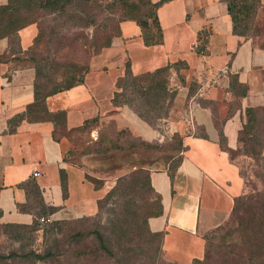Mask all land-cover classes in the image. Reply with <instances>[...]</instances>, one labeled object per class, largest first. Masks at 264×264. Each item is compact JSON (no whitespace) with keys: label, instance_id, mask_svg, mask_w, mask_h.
Here are the masks:
<instances>
[{"label":"crops","instance_id":"1","mask_svg":"<svg viewBox=\"0 0 264 264\" xmlns=\"http://www.w3.org/2000/svg\"><path fill=\"white\" fill-rule=\"evenodd\" d=\"M156 13L161 43L145 45L137 23L120 20L118 36L95 56L97 60L112 54L114 69L104 61L90 62L83 81L48 96L46 107L51 113L64 111L65 129L97 116L100 121L112 119L118 129L127 128L145 140L169 133L180 136L181 159L173 176L165 167L150 169V185L160 195L162 212L148 217L147 227L162 232L160 248L166 259L187 264L203 258L206 234L228 219L234 198L246 191L229 150L240 145L245 108L264 106V48L252 37L232 31L225 0H169ZM202 30L207 34L204 51L198 53L194 45ZM37 32V22H31L17 30L15 40L0 38L4 56L0 61V224H30L39 209L53 208L45 216L49 220L95 214L97 200L115 182L94 188L81 167L64 160L50 120H22L13 133L7 131L8 119L33 101L34 67L16 57L32 45ZM153 34L152 26L146 28V37ZM126 61L133 74L181 61L177 68H169L168 87L173 88L174 98L154 126L128 106L110 101ZM232 76L245 86L244 94L230 87ZM60 170L65 174V191ZM124 173L119 170L114 178Z\"/></svg>","mask_w":264,"mask_h":264},{"label":"rangeland","instance_id":"2","mask_svg":"<svg viewBox=\"0 0 264 264\" xmlns=\"http://www.w3.org/2000/svg\"><path fill=\"white\" fill-rule=\"evenodd\" d=\"M127 1L140 3L143 0ZM128 9L126 2L118 0H91L76 7L73 14L56 19L52 14L42 12L39 22L41 36L33 44L32 50L37 58L41 57L51 68L55 64L68 67L76 65L78 70H83L89 67L90 62L104 61L112 70L116 63L112 54H106L97 60L95 56L118 36V23ZM251 16L246 34L253 38L255 44L264 48V1L257 0ZM107 43L109 45H105ZM101 45L105 46L95 53L96 48ZM30 55V52L23 54L24 57ZM170 90L174 91L173 88ZM258 115L261 122L259 127L262 128L264 110H260ZM156 121L149 124L154 126ZM125 129L127 128L118 129L112 119L98 120L97 124L84 129L58 127L55 137L62 143L65 160L81 167L85 174L102 179L101 187L109 186L110 181L116 180L118 175L114 176L119 170L127 173L140 166L148 169L164 168L168 162L172 164L177 159L178 144L174 133L164 135L160 140H145L127 129L126 132L129 133L116 136L117 131ZM139 139L148 141L149 144L139 145L134 149H111L105 153L95 149L97 146L108 147L115 141L127 147L130 143H138ZM262 152L264 153L263 149ZM229 155L239 167L246 191L260 188L262 183L258 173L264 159L246 156L242 154L241 148L231 149ZM109 205H114V202L109 201L108 207ZM109 216L111 214L104 207L100 215L96 212L78 218L62 219L52 229L51 223H41L36 219L37 222L28 224L32 228H8L0 224V264H176L166 259L160 249L155 253L156 239H152L139 223L128 226L126 236L132 239L131 242L124 241V237L118 239L111 236L115 257L104 253L103 248H100L97 232L108 233L105 225ZM15 231L17 235L14 234ZM117 232L118 230L114 233ZM236 237V233L229 234L225 228L210 232L204 258L187 264H264L263 257L244 260V252ZM122 248L129 249L126 251L129 258L125 263L116 260ZM35 255H40V258Z\"/></svg>","mask_w":264,"mask_h":264},{"label":"trees","instance_id":"3","mask_svg":"<svg viewBox=\"0 0 264 264\" xmlns=\"http://www.w3.org/2000/svg\"><path fill=\"white\" fill-rule=\"evenodd\" d=\"M91 0H7L6 3L0 4V38L11 37L15 40L16 32L21 27L31 23L37 22L38 32L34 37L32 45L23 52V54L30 52L29 57L17 56L16 58L22 62H26L34 67L35 78L33 84V101L26 105L25 109L8 119V132L13 133L16 126L22 120L38 121L50 120L54 124L53 135L58 127L64 128V111L49 112L46 107V98L62 90L71 88L83 81L88 67L83 70H78L75 66H60L53 65L51 68L49 64L43 62V59L37 58L32 50L33 44L37 43L41 36L40 19L43 13L52 14L53 18L62 17L63 15H70L74 13L76 7L81 4L90 2ZM113 1V0H112ZM126 2L128 12L120 19H130L137 23L141 28L143 41L145 45H153L162 42V28L157 17V8L169 0H143L140 3H133V1L118 0ZM227 4L228 13L232 19V31L239 35H247L246 30L249 21L252 19V13L255 11V3L257 0H225ZM255 2V3H254ZM71 8V9H70ZM149 26L153 27L154 34L151 38L145 36V30ZM119 34V33H118ZM207 34L206 30H202L197 35V41L194 49L198 53L204 51V38ZM105 45H109L108 43ZM98 46L95 53H98L102 46ZM4 59L0 55V61ZM181 65V61L168 63L162 67H158L153 71H145L139 74H133L130 70L129 61L125 62L124 72L115 80L116 90L113 91L110 99L113 105H128L134 112L148 123L166 115L168 109L174 98V91L168 87L169 68H177ZM60 67V68H59ZM194 85H190V92L194 91ZM230 87L238 92L244 94L245 86L238 82L235 76L230 78ZM264 110L261 107H247L245 108L246 121L243 123L238 133L239 146L242 149V154L256 158L264 159L262 146L264 144V127H259L261 124L259 120V111ZM98 122V117L94 116L85 119L83 123L76 127V129H84L88 126L95 125ZM120 130L119 134H126L129 132ZM177 139L178 152L174 163L168 162L167 168L170 177L181 159V138L179 135H174ZM223 136L220 133V141ZM148 141L139 139L138 143H130L124 147L117 141L110 143L108 147L97 146V152L105 153L114 150L134 149L139 145H148ZM231 151V150H229ZM67 152L70 153L68 150ZM87 153V152H85ZM230 156V155H229ZM231 158V157H230ZM63 159L65 157L63 155ZM150 169L143 166L137 167L127 173L119 175L114 184L107 190V192L97 200V215H100L101 210L105 207L109 214L107 218L108 233L97 232V238L100 243V248L109 256L115 257L111 246V236L118 239L124 237V241L131 242L132 239L126 236L128 226L132 224H141L144 226L146 232L156 239L155 253L161 250L162 232H151L147 227V218L150 216L160 215L162 207L160 203V195L155 192L150 185L149 179ZM258 177L261 180L262 186L254 188L250 191H245L234 198L233 206L228 219L220 226L214 228L210 232H214L220 228H225L229 234H237V242L241 245L244 252V260H254L259 257L264 258V164L260 166ZM85 178L93 183L94 188H99L102 184V179L85 174ZM60 181L62 189L65 191L66 182L63 170H60ZM244 185L246 186L245 182ZM151 193V195H150ZM110 202L114 205L108 207ZM20 209H25V206H19ZM53 208L47 210H37L35 218L38 221L40 216H46ZM35 219L33 223L37 222ZM61 220H49L52 229ZM2 227H26L32 228L28 224L18 223H4ZM118 230L117 234L114 232ZM11 231V230H9ZM17 235L16 231L14 232ZM209 233L206 234L207 240ZM128 248V247H127ZM127 250L122 248L116 260L125 263L128 261ZM206 253L204 251L203 258ZM241 255V254H239ZM40 258V255H35Z\"/></svg>","mask_w":264,"mask_h":264},{"label":"built area","instance_id":"4","mask_svg":"<svg viewBox=\"0 0 264 264\" xmlns=\"http://www.w3.org/2000/svg\"><path fill=\"white\" fill-rule=\"evenodd\" d=\"M33 175H37V171L33 172ZM38 221L41 222V223H46V222L49 221V219L47 217H45V216H40L38 218Z\"/></svg>","mask_w":264,"mask_h":264}]
</instances>
